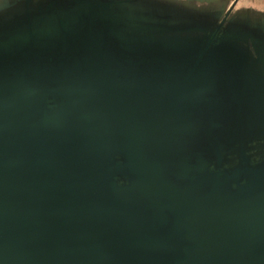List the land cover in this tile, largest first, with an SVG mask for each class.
Wrapping results in <instances>:
<instances>
[{
    "label": "water",
    "instance_id": "obj_1",
    "mask_svg": "<svg viewBox=\"0 0 264 264\" xmlns=\"http://www.w3.org/2000/svg\"><path fill=\"white\" fill-rule=\"evenodd\" d=\"M0 264H264V0H0Z\"/></svg>",
    "mask_w": 264,
    "mask_h": 264
}]
</instances>
